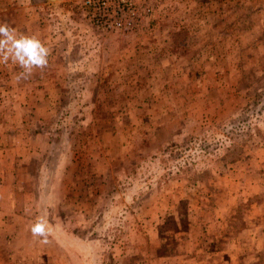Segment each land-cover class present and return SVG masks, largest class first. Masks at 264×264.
Listing matches in <instances>:
<instances>
[{
	"label": "rangeland",
	"instance_id": "1",
	"mask_svg": "<svg viewBox=\"0 0 264 264\" xmlns=\"http://www.w3.org/2000/svg\"><path fill=\"white\" fill-rule=\"evenodd\" d=\"M150 5L0 0L50 49L0 64V264H264V0Z\"/></svg>",
	"mask_w": 264,
	"mask_h": 264
},
{
	"label": "clouds",
	"instance_id": "2",
	"mask_svg": "<svg viewBox=\"0 0 264 264\" xmlns=\"http://www.w3.org/2000/svg\"><path fill=\"white\" fill-rule=\"evenodd\" d=\"M50 49L36 35L19 33L8 23H0V64H6L11 60L23 69L17 75V80L27 79L33 69H44L48 66ZM34 236L42 237L43 243H47L49 235L47 220L43 217L31 227Z\"/></svg>",
	"mask_w": 264,
	"mask_h": 264
},
{
	"label": "built area",
	"instance_id": "3",
	"mask_svg": "<svg viewBox=\"0 0 264 264\" xmlns=\"http://www.w3.org/2000/svg\"><path fill=\"white\" fill-rule=\"evenodd\" d=\"M91 25L104 32L130 33L144 26L150 0H78Z\"/></svg>",
	"mask_w": 264,
	"mask_h": 264
},
{
	"label": "crops",
	"instance_id": "4",
	"mask_svg": "<svg viewBox=\"0 0 264 264\" xmlns=\"http://www.w3.org/2000/svg\"><path fill=\"white\" fill-rule=\"evenodd\" d=\"M1 209V208H0ZM2 257V256H1ZM2 262V261H1Z\"/></svg>",
	"mask_w": 264,
	"mask_h": 264
}]
</instances>
